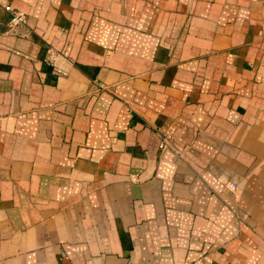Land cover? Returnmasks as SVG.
<instances>
[{"label":"crops","instance_id":"crops-1","mask_svg":"<svg viewBox=\"0 0 264 264\" xmlns=\"http://www.w3.org/2000/svg\"><path fill=\"white\" fill-rule=\"evenodd\" d=\"M7 1L0 264H264V0Z\"/></svg>","mask_w":264,"mask_h":264},{"label":"built area","instance_id":"built-area-1","mask_svg":"<svg viewBox=\"0 0 264 264\" xmlns=\"http://www.w3.org/2000/svg\"><path fill=\"white\" fill-rule=\"evenodd\" d=\"M0 5L9 13V25L11 27H18L24 25L26 22V14L14 8L7 0H0ZM161 146L163 147L164 144L162 143Z\"/></svg>","mask_w":264,"mask_h":264},{"label":"rangeland","instance_id":"rangeland-1","mask_svg":"<svg viewBox=\"0 0 264 264\" xmlns=\"http://www.w3.org/2000/svg\"><path fill=\"white\" fill-rule=\"evenodd\" d=\"M27 22H28V18H27V14H26V22L24 25H21V26H26ZM46 54H47L46 61L48 63H51V64L55 63L57 60V57L60 56V53L55 49V47H53L52 45H49V44L46 45ZM102 87H104V86L99 85V88H102Z\"/></svg>","mask_w":264,"mask_h":264}]
</instances>
